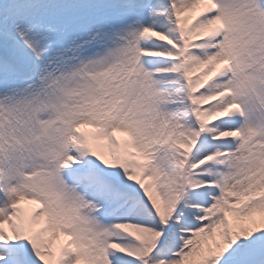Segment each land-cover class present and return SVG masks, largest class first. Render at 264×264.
<instances>
[{"label":"snow or ice","instance_id":"1","mask_svg":"<svg viewBox=\"0 0 264 264\" xmlns=\"http://www.w3.org/2000/svg\"><path fill=\"white\" fill-rule=\"evenodd\" d=\"M0 264H264V0H0Z\"/></svg>","mask_w":264,"mask_h":264},{"label":"bare ground","instance_id":"2","mask_svg":"<svg viewBox=\"0 0 264 264\" xmlns=\"http://www.w3.org/2000/svg\"><path fill=\"white\" fill-rule=\"evenodd\" d=\"M30 207H31V205H30Z\"/></svg>","mask_w":264,"mask_h":264}]
</instances>
